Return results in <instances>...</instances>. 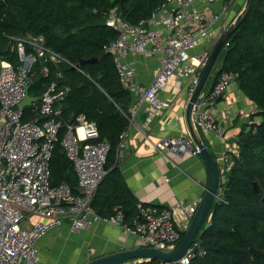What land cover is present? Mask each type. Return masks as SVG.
Masks as SVG:
<instances>
[{
	"label": "built area",
	"instance_id": "obj_1",
	"mask_svg": "<svg viewBox=\"0 0 264 264\" xmlns=\"http://www.w3.org/2000/svg\"><path fill=\"white\" fill-rule=\"evenodd\" d=\"M240 1L162 0L148 18L136 25L122 20L116 10L109 12L105 25L117 32V38L105 51L112 56L121 86L132 94L125 114L130 125H135L141 111H148L151 119L169 106L158 95L175 78L183 82L186 107L214 47L242 7L244 2ZM14 40L21 63L14 66L0 62V264H41L39 242L65 223L71 232L89 230L99 221L120 227L124 215L117 210L111 218L103 219L92 207L107 172L109 146L106 142H91L99 138L94 121L83 115L73 122L63 120L65 89L51 81L37 101L25 109L19 107L26 88L32 85L31 68L35 62H40V73L47 78L49 64L68 63L67 60L46 48L42 37L25 35ZM131 55L158 59L159 68L150 83L138 80L129 60ZM232 79L231 74L219 70L213 86L208 91L202 88L193 106L195 127L217 139L224 137L226 118L231 114L232 104L225 99V93ZM221 101L225 117L219 119L217 105ZM57 144L73 165L80 194L66 183L51 186L50 159ZM155 148L160 152L168 149L175 154H196L189 137L183 135L163 138ZM236 155L237 151H231L230 156L225 153L218 162L220 181H224L223 175ZM137 209L138 220L133 227H124L127 232L138 239L139 247L169 251L187 230L197 206L173 209L138 204ZM203 254L194 241L179 260L157 264H190L195 256ZM149 262L137 258L119 264Z\"/></svg>",
	"mask_w": 264,
	"mask_h": 264
},
{
	"label": "trees",
	"instance_id": "obj_2",
	"mask_svg": "<svg viewBox=\"0 0 264 264\" xmlns=\"http://www.w3.org/2000/svg\"><path fill=\"white\" fill-rule=\"evenodd\" d=\"M161 2L0 0V62L14 66L21 63L14 38L25 35L42 37L46 48L67 60L68 63L49 64L47 78L40 73V62H35L29 94L40 97L47 85L55 81L65 89L63 120L73 122L83 115L96 123L99 138L91 142H106L109 150L107 172L95 192L92 207L104 219L122 211L126 227L134 226L138 220L137 206L143 204L125 184L117 158L121 135L129 126L125 114L133 97L121 86L112 56L105 51L117 38V32L107 27L105 21L109 12L116 10L122 20L136 25ZM226 42L228 46L221 50L220 69L232 75V82L255 105L256 112L248 129H242L238 135L237 155L231 159L224 181L219 180L220 200L213 202L196 236L195 242L205 254L195 256L190 264H264V254L250 256L248 252L250 247L264 252V0H253L246 19ZM92 58L99 62L70 70L80 61ZM255 117L260 122H253ZM50 169L51 186L66 183L76 193L73 165L58 144L50 159ZM159 262L153 259L146 264Z\"/></svg>",
	"mask_w": 264,
	"mask_h": 264
},
{
	"label": "crops",
	"instance_id": "obj_3",
	"mask_svg": "<svg viewBox=\"0 0 264 264\" xmlns=\"http://www.w3.org/2000/svg\"><path fill=\"white\" fill-rule=\"evenodd\" d=\"M129 60L134 65L138 80L141 83H150L159 68L158 59L144 60L137 55H131ZM217 72L211 83L206 87L204 85V91L213 86ZM182 83L176 78L172 80L158 95L169 106L151 119L148 118V111H141L135 119V125L129 124L127 136L122 139L117 155L120 171L128 189L140 203L173 209L187 208L198 206L204 195L208 173L196 154H175L168 149L160 152L155 148L163 138L179 135L189 137ZM225 99L232 104V108L230 116L226 118L224 137L217 139L197 129L208 153L218 162H221L225 153L230 156L231 151H237L238 135L252 123L251 116L256 112L255 105L243 96L235 82L231 83L225 93ZM217 108L219 119L224 118L223 101ZM255 119L256 117L254 122ZM74 189L76 194H80L77 184ZM124 227V223L123 226L113 227L99 221L89 230L71 232L65 223L58 231L39 242V250L49 253L55 247H61L64 253L71 254L65 258L69 263L86 264L110 253L138 248V239L130 235ZM59 251L58 254H63V251ZM42 257L41 255V264H50L42 261Z\"/></svg>",
	"mask_w": 264,
	"mask_h": 264
},
{
	"label": "water",
	"instance_id": "obj_4",
	"mask_svg": "<svg viewBox=\"0 0 264 264\" xmlns=\"http://www.w3.org/2000/svg\"><path fill=\"white\" fill-rule=\"evenodd\" d=\"M252 2L253 0L244 1L240 11L234 18L231 26L217 42L211 54L210 60L202 73L200 81L196 86L185 108V122L189 133V137L196 149V155L201 159V161L203 162V164L207 169L208 183L205 188L204 195L197 206L195 214L193 215L191 222L183 235L182 241L176 247H174L172 250L169 251H161L159 249L138 247L131 250L110 253L98 257L96 259H93L86 264H119L137 258L149 259L150 261L153 259H157L163 262L177 261L187 252L190 246L194 243L197 234L199 233L204 221L206 220L209 214L213 202L218 198L217 190L220 180V170H219L218 161H216L211 157V155L208 153L207 149L203 145L201 136L192 120V110L194 103L197 100V96L200 93L201 89L203 88V85L205 84L211 72V69L213 68V65L217 59L219 52L221 51L224 43L228 40V38L237 30V28L246 19L248 13L251 10ZM104 57L105 56L103 55L101 61L104 60ZM97 62H99V59L97 58L82 60L79 62V64L71 66L70 70H78L84 64H92ZM34 101H37V97H32L29 94V88H26V96L23 99V101L20 103L19 107L21 109H25L31 104V102ZM253 186H254V190L257 191L256 184H254ZM235 232L238 234V231L236 229ZM248 252L250 256L264 254V252L254 247H250Z\"/></svg>",
	"mask_w": 264,
	"mask_h": 264
},
{
	"label": "rangeland",
	"instance_id": "obj_5",
	"mask_svg": "<svg viewBox=\"0 0 264 264\" xmlns=\"http://www.w3.org/2000/svg\"><path fill=\"white\" fill-rule=\"evenodd\" d=\"M243 2H244V0H243ZM243 2H242V3H243ZM242 3H241V4H242ZM240 9H241V6H240ZM239 11H240V10H239ZM224 47H225V46H223L221 50H223ZM221 59H222V51H221V52L218 54V56H217V59H216L214 65H213V68L211 69V72H210V74H209V76H208V78H207V80H206L205 87L208 86V85L211 83V80L213 79V77H214L216 71L221 70V69H220V63H219V62L221 61ZM253 122H254V121H253ZM255 122H260V118L257 117V118L255 119ZM234 152H235V151H234ZM55 248H56V249L50 251L49 253H45L44 251L39 250L38 257L41 259V255H42V256H43V257H42V261L45 260L46 263H50V264H71V263H69L68 260L65 259V258H67V257H70L71 254H70V253H67V254H66V252L64 253V249H61V247H60V248L55 247ZM60 249H61V250H60ZM59 250H60V251H63V254H58L57 252H58ZM60 251H59V252H60ZM61 255H62L63 257H62Z\"/></svg>",
	"mask_w": 264,
	"mask_h": 264
}]
</instances>
